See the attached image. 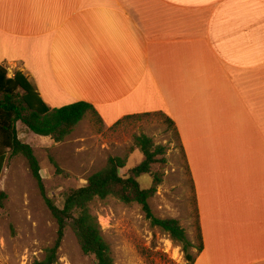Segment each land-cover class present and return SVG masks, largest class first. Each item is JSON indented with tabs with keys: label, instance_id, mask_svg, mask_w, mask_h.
<instances>
[{
	"label": "crops",
	"instance_id": "obj_1",
	"mask_svg": "<svg viewBox=\"0 0 264 264\" xmlns=\"http://www.w3.org/2000/svg\"><path fill=\"white\" fill-rule=\"evenodd\" d=\"M0 67L106 126L164 114L195 192L193 264H264V0H0Z\"/></svg>",
	"mask_w": 264,
	"mask_h": 264
},
{
	"label": "rangeland",
	"instance_id": "obj_2",
	"mask_svg": "<svg viewBox=\"0 0 264 264\" xmlns=\"http://www.w3.org/2000/svg\"><path fill=\"white\" fill-rule=\"evenodd\" d=\"M17 130L19 139L32 147L38 160L46 196L59 206L67 190L84 186L89 176L106 165L109 157L126 158L120 174L138 165L143 160L135 145L139 135L163 146L166 164L163 168L158 164L152 167L154 172H162V182L149 200L151 211L157 218L179 221L188 239L198 244L193 185L174 128L163 117L130 119L112 127L89 113L61 143L29 133L19 123ZM137 181L142 189L151 185L147 175ZM1 192L6 198L0 208V264H32L53 245L57 225L23 157H11L6 152L0 173ZM89 209L110 247L113 264H187L180 248L159 228L150 226L138 204L126 205L107 198L95 200ZM56 264L96 262L81 252L73 233L67 229Z\"/></svg>",
	"mask_w": 264,
	"mask_h": 264
},
{
	"label": "trees",
	"instance_id": "obj_3",
	"mask_svg": "<svg viewBox=\"0 0 264 264\" xmlns=\"http://www.w3.org/2000/svg\"><path fill=\"white\" fill-rule=\"evenodd\" d=\"M89 113L102 122L94 108L85 102H76L61 108L47 107L27 77L17 72L9 78L6 68L0 67V173L4 167L6 152L11 157H23L37 183L43 202L57 225V236L53 245L45 250L41 259L34 260L32 264H56L58 251L67 229L71 230L85 256L93 257L96 264H113L110 247L102 235L97 218L91 214L89 209L95 200L103 201L107 198H114L126 205L138 204L150 226L159 228L166 234L169 240L180 248L187 264H193L202 251L194 187L198 244L188 239L186 230L176 219H160L153 215L149 200L156 194L157 187L162 182V172H154L152 167L158 164L163 168L166 164L165 149L161 145L154 144L143 134L135 138V145L141 152L143 160L126 173L120 174L126 166V158L109 157L106 165L89 176L84 186L67 190L63 194L60 206L46 196L38 160L32 147L19 139L17 124L24 126L29 133L48 137L54 143H61ZM147 116L163 117L165 122L174 128L178 139L174 123L160 112L124 117L113 126H117L122 121ZM53 164L57 168V165ZM143 175L151 178V185L148 189H142L137 181V178ZM4 198L6 195L1 192L0 208H2ZM191 250H195L194 255L191 254Z\"/></svg>",
	"mask_w": 264,
	"mask_h": 264
}]
</instances>
